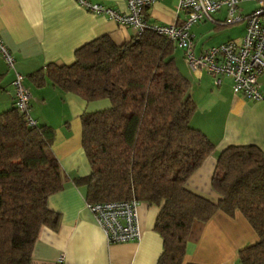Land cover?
Wrapping results in <instances>:
<instances>
[{
  "label": "trees",
  "instance_id": "1",
  "mask_svg": "<svg viewBox=\"0 0 264 264\" xmlns=\"http://www.w3.org/2000/svg\"><path fill=\"white\" fill-rule=\"evenodd\" d=\"M176 48L151 31L120 45L98 37L77 48L71 64L51 63L29 77L87 102L108 101L80 116L90 171L74 181L86 187L89 203L135 198L159 207L156 264H181L193 221L218 210L239 211L258 236L239 251L236 264H264V152L258 146L231 144L219 152L211 177L216 203L185 187L214 146L190 125L196 106ZM53 136L50 126H28L14 104L0 112V264H31L41 227L57 226L48 198L62 188L63 176L49 153Z\"/></svg>",
  "mask_w": 264,
  "mask_h": 264
},
{
  "label": "crops",
  "instance_id": "2",
  "mask_svg": "<svg viewBox=\"0 0 264 264\" xmlns=\"http://www.w3.org/2000/svg\"><path fill=\"white\" fill-rule=\"evenodd\" d=\"M90 1L126 9L125 0ZM178 1H155L145 10L146 19L159 24L182 22L185 12L177 11ZM258 1H240L238 12H250ZM225 16L226 8L222 7L212 20L192 26L195 53L231 39L221 31L231 25L221 23ZM219 34L224 36L215 39ZM134 36V29L88 12L75 0H0V38L14 55L16 69L25 76L24 83L31 94V117L37 125L54 130L49 153L57 158L63 176L62 188L48 198L49 209L58 217L57 226L41 227L31 264H55L61 256L64 264H156L162 251V239L154 230L159 207L139 202V240L107 242L86 208V187L74 181L90 171L81 145L80 116L107 107L108 101L87 102L48 81L38 85L29 77L51 63L71 64L75 50L95 38L107 37L120 45ZM174 55L179 70L189 80V94L196 106L190 125L203 132L214 146L185 187L216 203L219 196L211 187V177L219 152L231 144H255L264 152V101H250L234 94L227 76L214 77L205 70L191 72L181 49L176 48ZM11 79L12 72L0 56V112L13 107ZM258 82L264 90V73ZM257 239L239 211L229 216L218 210L206 221H193L181 264H236L239 251Z\"/></svg>",
  "mask_w": 264,
  "mask_h": 264
},
{
  "label": "built area",
  "instance_id": "3",
  "mask_svg": "<svg viewBox=\"0 0 264 264\" xmlns=\"http://www.w3.org/2000/svg\"><path fill=\"white\" fill-rule=\"evenodd\" d=\"M125 1L126 9L118 10L90 0H75L88 12L106 16L123 27L134 29L135 36L146 31L165 36L182 50L183 59L191 72L205 70L214 77L227 76L231 79L234 94L250 101H264V90L258 82V77L264 73V0H259L258 5L246 14L238 12L239 2L244 0H179L177 11H184L185 18L180 23L171 24L152 23L146 19L145 10L157 0ZM222 7L226 8V16L221 23L228 25L244 21L243 36L238 41L230 39L195 53L192 26L203 20H212V15ZM0 56L12 72L13 104L24 115L26 124L33 127L36 121L30 115L31 94L24 83L25 76L16 69L15 57L1 38ZM138 204L139 201L132 198L86 202V208L107 242H125L141 237ZM57 264H64L62 256Z\"/></svg>",
  "mask_w": 264,
  "mask_h": 264
},
{
  "label": "rangeland",
  "instance_id": "4",
  "mask_svg": "<svg viewBox=\"0 0 264 264\" xmlns=\"http://www.w3.org/2000/svg\"><path fill=\"white\" fill-rule=\"evenodd\" d=\"M221 31L223 32L226 31L225 33L227 34V38L230 37L232 40L238 41L241 39V36L243 34V23L242 22L233 23L228 27H223ZM223 36H224L223 34H219L218 36L215 37V39H217L218 37H223ZM177 52H179L178 49H177Z\"/></svg>",
  "mask_w": 264,
  "mask_h": 264
}]
</instances>
